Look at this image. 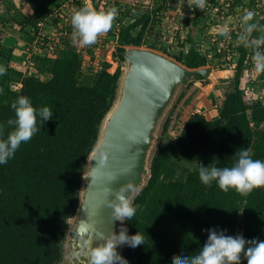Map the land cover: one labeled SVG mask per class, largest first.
Wrapping results in <instances>:
<instances>
[{"label": "trees", "instance_id": "16d2710c", "mask_svg": "<svg viewBox=\"0 0 264 264\" xmlns=\"http://www.w3.org/2000/svg\"><path fill=\"white\" fill-rule=\"evenodd\" d=\"M162 1L152 12L143 11L139 19L121 27L115 55L119 62L124 63L127 47L148 46L166 9L168 0ZM252 22L264 27V13ZM259 35L254 31L251 38ZM187 43L188 53L175 57L176 62L191 70L208 66L203 46L193 37ZM64 45L54 60L33 57L37 72L49 75L48 81L25 75L12 61V51H0V65L7 69L0 76V123L14 118L10 105L21 95L29 97L34 107L48 106L54 112L41 132L0 165V264L63 261L67 221L78 207L84 167L116 99L121 67L110 73L112 65L106 63L99 73L86 72L71 39ZM236 49L240 53L236 75L219 119L194 114L177 138L169 135L171 119L164 126L167 138L154 156L152 177L133 201L139 205L137 214L125 221L129 235L139 231L144 236V245L124 246L129 264H171L184 254H195L207 240L205 230L211 228L231 236L241 232L246 240H264V188L247 195L225 193L215 183L206 187L198 176L200 166H231V157L241 147H250L254 159L264 160V97L247 100L243 75L250 48ZM16 84L21 85L18 91L12 88ZM178 159L199 167L182 168ZM241 264L247 261L242 258Z\"/></svg>", "mask_w": 264, "mask_h": 264}, {"label": "clouds", "instance_id": "9594fccd", "mask_svg": "<svg viewBox=\"0 0 264 264\" xmlns=\"http://www.w3.org/2000/svg\"><path fill=\"white\" fill-rule=\"evenodd\" d=\"M207 0H196V7L203 9ZM117 9L112 7L105 11L94 9L91 4H85L71 13L72 43L81 46H90L98 38L113 27ZM255 17L253 10H246L242 16L243 32L239 41L252 49L251 61L256 73H264V27L252 22ZM254 31L261 35L250 38ZM220 38L230 40L228 31L220 32ZM7 69L0 65V76H4ZM2 91V90H0ZM14 111V118L0 123V165H5L13 159L22 144L29 142L41 127L53 119L54 112L48 106L34 107L27 96H18L10 105ZM10 131L5 135V129ZM100 167L107 164L104 145L96 149ZM231 166L217 167L213 164L200 166L198 176L200 182L206 187L213 183L223 192L234 190L241 194H249L254 189L264 188V160L254 159L250 147H241L231 157ZM94 170V168H93ZM109 183L116 180V176L108 174ZM138 191V186L132 182L120 186L118 189L107 188L106 197H111L109 207L110 218L114 224L120 221L117 231H110L106 235L91 234V225L81 222L77 232L78 244L71 251L68 259L71 264H129V261L120 255L118 248L127 246L136 248L144 245V236L138 231L129 235L124 221L131 220L138 211L139 205H134L132 195ZM207 240L195 254H184L180 259H174L171 264H241L242 258L247 264H264V240H246L242 234L231 236L226 230L211 228L205 230Z\"/></svg>", "mask_w": 264, "mask_h": 264}, {"label": "water", "instance_id": "95a60500", "mask_svg": "<svg viewBox=\"0 0 264 264\" xmlns=\"http://www.w3.org/2000/svg\"><path fill=\"white\" fill-rule=\"evenodd\" d=\"M122 56L124 67L116 99L101 123L97 143L84 167L76 213L67 221L64 264H71L68 257L78 244L81 222L91 225L93 236L118 232L121 222H111V197H106L105 190L132 182L138 186L131 197L134 201L152 177V162L161 144L157 142L162 141L164 126L183 90L193 84L208 93L216 83L212 68L191 70L148 49L128 47ZM101 145L106 151L104 167L94 160ZM108 174L116 176L115 182L109 183ZM118 252L123 256L124 246ZM81 261L86 264L84 257Z\"/></svg>", "mask_w": 264, "mask_h": 264}, {"label": "rangeland", "instance_id": "374dc122", "mask_svg": "<svg viewBox=\"0 0 264 264\" xmlns=\"http://www.w3.org/2000/svg\"><path fill=\"white\" fill-rule=\"evenodd\" d=\"M95 1L96 4H98L97 6H94L95 9L98 7L96 10L105 11V7L108 9L114 7L117 9L118 14L113 22L112 29L105 34H102L95 44L84 46L85 50L84 54L82 55L85 61L89 62L90 57L95 55V52H98L99 60L101 62H104L106 64L111 63L110 61H113V63H111L112 66L109 70L115 72L119 67H124V63L119 62L115 58L118 48L117 40L119 31L122 26L130 25L134 22V19H139L140 17L130 15L129 18H126L125 14H128L129 10H125L124 6L114 4L115 2L113 0H109V2L108 0H106V5L102 4L100 0ZM193 4H196V0H181L179 1L178 5L171 4L170 9L174 11L170 13L167 12V14L163 15V21L157 27L156 33L148 39V46L141 48L157 52L171 58L172 60H175V57H178L182 54H187L188 50L191 47L190 43H187L188 38L193 37V39L197 42V45H205L202 48V53L207 54L209 63L212 62L215 70H217V72L215 73L216 89L220 90L222 93V89L227 92L231 88V85L234 83V77L236 75V69L240 57L239 50H237L236 48L242 47L244 46V44L239 41L240 35L237 38L238 41L224 40L220 38V32L226 30L231 36L236 35V31L242 34L243 14L246 10H253L255 12L253 21L262 19L264 13V0H207L206 6L203 9H195L192 6ZM202 10H205L214 22V25L210 26L209 30L203 36L206 37L205 40L199 38L200 35L197 33L199 27L196 25L194 26V22L191 21L192 19H196L194 18L195 14L199 11L201 13ZM197 17H199V14L197 15ZM137 31L135 33H137ZM221 53H225V55L219 57L218 54ZM206 67L210 66L208 65ZM248 67L249 66L247 62L244 64V69L246 70V68ZM245 78H247V76L243 77L244 82L246 81ZM259 79L260 84L256 86L253 91V93L256 94L257 99L264 97V77H261ZM262 82L263 85L261 84ZM19 89L20 88H18L17 91ZM190 90H193L195 96L196 94L205 93L201 87L193 85V87L184 89L182 92L183 94L181 93L182 96L184 94L187 95ZM210 92H208V94H211ZM182 96H180L177 100L174 106V110H176V108L180 105L183 113L188 116L193 113V111L195 110L193 109L194 105H196L190 104L192 101L191 99H193L194 102L198 100L194 99L195 96L191 94L190 100L189 98H187L183 101L184 97ZM170 119L171 123L169 125V135L172 138H177L183 129V125L186 124L187 117H170ZM166 138L167 137L164 138V136L162 135V141H158L157 144L159 145L164 140H166ZM177 161L182 168L189 169L191 171H194L199 167V165L197 164L188 163L180 159H178ZM239 234H241V232L237 233V235ZM64 263L65 260H63L62 264Z\"/></svg>", "mask_w": 264, "mask_h": 264}, {"label": "crops", "instance_id": "0c3cea01", "mask_svg": "<svg viewBox=\"0 0 264 264\" xmlns=\"http://www.w3.org/2000/svg\"><path fill=\"white\" fill-rule=\"evenodd\" d=\"M68 1L69 0H0V51L2 49L12 51V61L17 64V66L25 73V75H35L43 81H48L50 79L49 75L38 73L35 67L31 68V66L27 65L28 54L25 49L28 45H31L34 42L36 33L40 29H44L50 35H57L55 31L59 22H57V20L55 19V15L57 14V12H59L62 6H65L68 3ZM85 1L87 4H91L94 9V6L98 5L96 4L95 0ZM100 1L102 4H105L106 2V0ZM113 1L115 2L114 4L124 6L125 10H129L128 14H125L126 18H129L130 15L140 17L139 13H142L143 11L152 12L153 9H156L164 2L162 0ZM179 1L181 0H168L166 2V9L160 13L161 22L163 21V15L167 14V12L170 13L174 11L170 9L171 4L178 5ZM77 5H79L80 7L83 6L82 3H77ZM192 6L195 9L197 8L196 4H193ZM104 9L107 10L108 8L105 7ZM198 14L199 17H197ZM194 18L196 19H192L191 21L194 22V26L196 25L199 27L197 32L200 35L199 38L205 40L206 37L203 36L209 30L210 26L214 25V22L205 10H202L201 13L200 11L196 13ZM196 20L198 22H195ZM68 38L69 37H65L63 38V40L68 41L69 39H71ZM209 66L215 73L217 72L212 62L209 63ZM222 91L223 93L220 90L216 89V84L211 90V94L205 92L204 94H196L195 96L193 90H190V93L188 92L187 95L184 94L182 97H184L183 101L187 98H189L190 100L192 94L193 96H195L194 99L198 100L194 102L193 99H191L192 101L190 104H196L194 105L193 109L195 110L193 111V113L187 116L183 113V111L181 110V106L179 105L171 114V117H187L188 120L192 115L200 114L205 116L209 121L218 120L226 94V91L224 89H222Z\"/></svg>", "mask_w": 264, "mask_h": 264}, {"label": "built area", "instance_id": "2783aa9c", "mask_svg": "<svg viewBox=\"0 0 264 264\" xmlns=\"http://www.w3.org/2000/svg\"><path fill=\"white\" fill-rule=\"evenodd\" d=\"M77 3H82L83 5H85L86 1L69 0L68 3L65 6H62L59 12H57V14L55 15L56 16L55 19L57 20V22H59L57 29L55 31L57 33L56 36L48 34L44 29H40L36 33L34 42L31 45H28L25 49L28 54L27 65L31 66V68L35 67V63L33 62V57L35 56L46 57L48 59L54 60L57 56L58 53L57 51L65 46L63 38L70 37L72 42L71 34L73 30L70 23V18L72 11L80 7L79 5H77ZM239 35H241V33L236 31V35L234 36L230 35L231 37L230 40L238 41L237 38ZM71 45L78 48V52L82 56L84 71L96 74L104 69L105 63L99 60L98 52H95V55L90 57V61L86 62L82 55L84 54V50H85L84 46L73 43H71ZM251 55H252V49L250 48L249 57L246 61V63L248 62L249 67L246 68V70L244 69V76H247V78H245L246 81L243 83L244 84L243 89L245 91L246 98L249 101L257 99V96L255 93H253V91L254 88L260 84L259 78L264 77V73L258 74L254 71L253 64L251 61ZM261 84L263 85V82ZM20 87H21L20 84H16L12 86L13 90L15 91H17V89Z\"/></svg>", "mask_w": 264, "mask_h": 264}]
</instances>
